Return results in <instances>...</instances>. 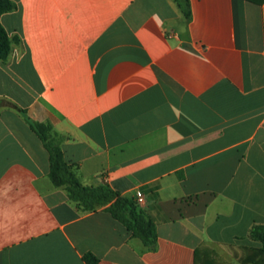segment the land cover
Instances as JSON below:
<instances>
[{
    "label": "crops",
    "instance_id": "obj_1",
    "mask_svg": "<svg viewBox=\"0 0 264 264\" xmlns=\"http://www.w3.org/2000/svg\"><path fill=\"white\" fill-rule=\"evenodd\" d=\"M12 1L0 98L52 126L82 184L134 200L157 241L79 209L0 106V264L260 262L264 0H189L188 18L175 0Z\"/></svg>",
    "mask_w": 264,
    "mask_h": 264
},
{
    "label": "trees",
    "instance_id": "obj_2",
    "mask_svg": "<svg viewBox=\"0 0 264 264\" xmlns=\"http://www.w3.org/2000/svg\"><path fill=\"white\" fill-rule=\"evenodd\" d=\"M175 1L184 16L188 18L191 14L189 0ZM16 8L17 5L12 0H0V18L3 13L14 11ZM18 42V37H9L0 21V61H7L12 44ZM0 106L14 108L26 116L25 109H21L6 99L0 98ZM26 120L49 154V177L56 187H63L68 198L76 203L79 209L83 211L102 210L108 213L120 222L132 237L139 238L149 248L154 247L157 241L155 224L138 208L134 200L121 195L107 183L98 186L82 184L75 175L73 166L64 159L60 146L62 137L53 131L49 124L32 121L27 116ZM249 236L252 240L262 244L258 253L263 259L255 264H264V224H254ZM85 260L89 264L96 263V258L91 254H86Z\"/></svg>",
    "mask_w": 264,
    "mask_h": 264
},
{
    "label": "rangeland",
    "instance_id": "obj_3",
    "mask_svg": "<svg viewBox=\"0 0 264 264\" xmlns=\"http://www.w3.org/2000/svg\"><path fill=\"white\" fill-rule=\"evenodd\" d=\"M38 143V142H37ZM38 145V144H37Z\"/></svg>",
    "mask_w": 264,
    "mask_h": 264
}]
</instances>
